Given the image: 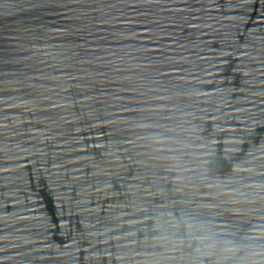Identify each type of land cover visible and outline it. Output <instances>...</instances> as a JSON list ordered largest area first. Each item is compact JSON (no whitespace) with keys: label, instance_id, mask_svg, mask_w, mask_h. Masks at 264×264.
Returning <instances> with one entry per match:
<instances>
[{"label":"water","instance_id":"water-1","mask_svg":"<svg viewBox=\"0 0 264 264\" xmlns=\"http://www.w3.org/2000/svg\"><path fill=\"white\" fill-rule=\"evenodd\" d=\"M0 264H264V0H0Z\"/></svg>","mask_w":264,"mask_h":264}]
</instances>
